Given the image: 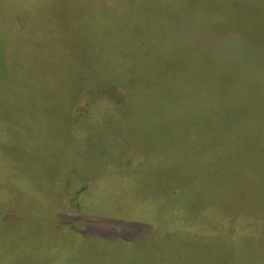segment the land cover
<instances>
[{
	"label": "rangeland",
	"instance_id": "1",
	"mask_svg": "<svg viewBox=\"0 0 264 264\" xmlns=\"http://www.w3.org/2000/svg\"><path fill=\"white\" fill-rule=\"evenodd\" d=\"M49 6L58 26H37L38 7ZM68 48L98 63L159 68L183 84L135 92L131 127L102 121L115 151L67 171L61 128L47 129L42 149L21 152L36 110L24 100L20 68L36 69L27 49L43 51L48 65L53 49ZM97 98L128 105L120 87L92 83L72 110L73 129ZM0 100L2 117L23 123L11 144L24 168L33 166L27 174L39 195L38 203L12 197L15 217L0 207L1 264H34L46 246L52 254L42 264H264V230L254 231L264 222V0H0ZM122 142L137 164L114 179ZM102 170L107 176L73 203L64 180L56 184ZM77 216L81 232L67 223ZM59 217L67 222L57 228ZM227 217L251 225H219Z\"/></svg>",
	"mask_w": 264,
	"mask_h": 264
},
{
	"label": "trees",
	"instance_id": "2",
	"mask_svg": "<svg viewBox=\"0 0 264 264\" xmlns=\"http://www.w3.org/2000/svg\"><path fill=\"white\" fill-rule=\"evenodd\" d=\"M38 8L41 12L37 18V26H51L52 24L58 26L56 18L52 14L53 9L51 6ZM46 10H49V12ZM25 51L27 53L33 52L36 61V65H34L36 67L35 70H31L28 65H21L20 68L21 71L23 68L26 71L25 74H21L22 85L25 86L24 92L26 93L24 100L27 102L30 100L35 101L36 116L34 115L33 123L25 124L28 128L25 129L26 131H23L26 135L23 137L25 144L21 152L23 154L30 152L31 155L37 149H42V147L38 146L47 136V129L61 128L59 132L65 143L62 148L65 160H63L60 167L66 168L67 171L68 169H74L75 162L86 155H92L95 152L100 156L103 152L112 153L115 151L111 147L108 149V145L113 142H111L110 137H105L106 134L104 135L103 126L107 124L102 121L110 118L119 121L120 126L124 129L131 127L132 122L131 126L128 124L131 121L129 110L132 106H138V99L134 96L135 92H157L164 84L168 85V90L174 86L181 87L183 84L179 78L173 76L170 78L161 77L162 73H157L159 72V68L154 70L146 68V71H144L142 67L127 68L111 63H98L89 55H75L72 49L69 48L53 49L57 54L53 57L49 56L48 65L44 61H41L42 57H45L43 51H38V49H27ZM42 63L44 64L40 67ZM32 75L37 82L35 89H32ZM15 77H18L16 72ZM96 82L113 83L123 89L127 95L128 105L126 106L119 101H111L107 98H97L84 114L79 117L76 128L73 129L72 110L76 105L78 96L85 87ZM14 83L15 81H13ZM32 96L35 97L31 98ZM1 108L5 109L0 100V192L3 194L4 203L2 204L0 201V207L5 209L6 205L9 211H11L9 216L15 217L10 207L12 197L14 198L19 193L21 198L38 203L37 199L39 195L35 188L30 187V177L27 174L28 169L32 170L33 166L28 165L27 169H25L24 164H28V162L16 156L17 154L14 152V147L11 144V140L16 139L14 133L20 132L18 127L23 123L10 122L6 118H3ZM19 135L22 137V130ZM93 135H98L100 139L99 144L93 141V138H91ZM122 143L124 144V150L111 158L114 163L113 165H118L113 170V174H111V176H114V179H116L118 169L121 170V173L126 174L132 172L137 164L136 160L128 158L129 154L133 151L132 147L126 142ZM106 171L103 172L102 170L101 176L85 175L80 171H74L73 173L60 176L56 184L59 185V182L62 179L64 180L66 189L74 192L73 196L71 194V203H73L79 200L80 196L83 198L95 186L96 180L106 177L108 173ZM1 193L0 196H2ZM25 193L31 197L26 196ZM57 195L54 192L53 199L55 202ZM43 202H45V199H43ZM76 206L79 208V205ZM59 212L55 208V214L57 215ZM73 219L74 217L71 219V222H67L66 220L65 222L76 231L81 232L79 231L80 226L78 227V224H80L78 216L76 217V222ZM230 219L232 222H235V226L237 223H242L245 227L251 225L250 223L230 217L220 218L219 225L224 221H230ZM59 220L60 224L57 228L61 227L62 223H65L60 217ZM1 227L3 226L0 223V237H3L5 233ZM257 227L264 230V222H259L258 226L255 225L254 231L257 230ZM252 230L253 227L251 226L250 231ZM3 248L0 247V250ZM45 249L48 253L39 258L34 264H42L43 258L52 254L51 246H46ZM1 254L2 252L0 253V264L4 262V256Z\"/></svg>",
	"mask_w": 264,
	"mask_h": 264
}]
</instances>
